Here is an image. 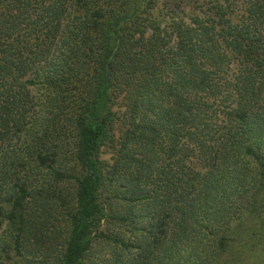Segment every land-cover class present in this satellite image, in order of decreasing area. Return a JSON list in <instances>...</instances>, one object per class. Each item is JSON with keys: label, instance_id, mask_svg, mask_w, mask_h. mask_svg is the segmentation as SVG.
<instances>
[{"label": "trees", "instance_id": "16d2710c", "mask_svg": "<svg viewBox=\"0 0 264 264\" xmlns=\"http://www.w3.org/2000/svg\"><path fill=\"white\" fill-rule=\"evenodd\" d=\"M0 264H264V0H0Z\"/></svg>", "mask_w": 264, "mask_h": 264}]
</instances>
